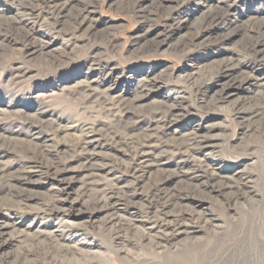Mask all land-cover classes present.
Listing matches in <instances>:
<instances>
[{
    "label": "rangeland",
    "instance_id": "374dc122",
    "mask_svg": "<svg viewBox=\"0 0 264 264\" xmlns=\"http://www.w3.org/2000/svg\"><path fill=\"white\" fill-rule=\"evenodd\" d=\"M21 2L28 0H0V135L27 145L30 135L26 121L36 118L39 109L45 111L46 119L67 120L66 125L60 121L62 128L54 140L64 153L80 134L77 129L83 122L97 120L107 125L98 98L111 95L129 98L134 119L124 120L136 128L127 134L122 129L115 133L129 140L137 136L139 124L153 122L149 117L152 110L167 100L174 101L184 91L179 121L165 128L153 122L155 131L150 134L156 139V148L152 151H163L167 138L206 122L203 129L208 131L211 145L205 157L221 168L237 162L242 179L233 191L218 192L195 187L205 180V168L185 171L182 179L174 177L173 184L164 191L181 198L168 207L167 217L173 219L182 211V223L195 229L191 234L177 235L166 249L159 250L143 238L150 226L146 218L148 198L156 179L170 173L178 160L169 157L167 169L147 161L140 184L133 191L135 205H118V214L134 217L124 230L107 224L104 210L89 203L92 193H85L78 163L63 177L66 216L57 220L41 214V207L50 199L52 182L43 180L44 176L33 177L11 194L0 192V264H264V114H233L237 104L245 103L246 108L249 102H255L260 88L253 80L240 86L236 85L238 80L207 77L210 70L236 53L247 19L254 14L264 16V0H231L226 22L232 25L219 23L212 28L216 34H206L195 46L182 50L173 47L194 35L203 15L222 6L220 0H74L68 3L72 7L65 10L56 26L55 18L44 10L31 8L39 14L34 17L21 11ZM81 9L86 19L78 27L73 18ZM147 11L160 14L146 16L143 13ZM163 16H168L166 27ZM11 21L18 22L11 27ZM236 25L238 29L232 32ZM161 30L168 37L156 46V41L164 38L155 36ZM229 32V40L222 45L218 38ZM39 46L42 50L36 51ZM258 49L264 53V42ZM245 61L256 67L253 75L264 77V66L248 58ZM145 76L152 79L151 90L143 99L132 101ZM189 77L194 81L188 82ZM87 84L96 93L91 100L82 93ZM223 91L230 95L213 104ZM100 141L95 150L98 155L122 160V148ZM202 156L192 155L198 159ZM18 160L14 156L2 162H9L4 165L13 170ZM186 162L190 168L198 164L191 158ZM111 178L103 175L95 179L99 184L96 189L112 185V181H106ZM198 218L200 225L192 224ZM58 223L63 234L56 232L60 236L54 242L47 233ZM78 229L83 235L74 233ZM71 235L77 237L71 239Z\"/></svg>",
    "mask_w": 264,
    "mask_h": 264
},
{
    "label": "bare ground",
    "instance_id": "6f19581e",
    "mask_svg": "<svg viewBox=\"0 0 264 264\" xmlns=\"http://www.w3.org/2000/svg\"><path fill=\"white\" fill-rule=\"evenodd\" d=\"M71 1L74 0H66L65 2H61L60 0H28V3L21 2L19 8L21 11L33 15V17L36 15L39 16V14L37 12L34 14L35 10L33 11L32 9L44 10L49 14L50 18H55L54 20L56 21L53 22V26H56L58 19L61 18L65 10L72 7L68 5ZM220 3L222 6L203 15L194 35L177 43L173 48L176 50H182L187 46H195L204 35H213L215 32L212 28L215 26L217 27V24L219 23H221V26L230 27L232 25L231 21L226 22V17L230 12L231 0H220ZM70 4H72V2ZM25 7L27 9H24ZM143 14L146 16L149 14L158 16L160 13L156 11H147ZM261 15L254 14L247 19L248 21L246 20L247 22L243 30V41L235 50L236 53L229 59L225 60L222 64L210 70L207 75L210 79L222 78L228 82L238 80L236 85L240 86L248 84L249 81L253 80L260 88V97L255 102H249L248 107L246 108L244 106L245 103H241V105L237 104L234 107L233 114L235 117H245L247 115L258 116L264 114V77L253 75L252 73L257 70L256 67L254 65L248 66L249 63L247 64L245 61L248 58L254 62H258V65L261 64L264 66V53L258 49L261 42H264V16ZM85 19V12L81 9L74 15L73 24L80 27L83 25ZM163 19V27H166L168 16H163ZM16 22L13 21L12 23H8V25L12 27ZM236 29H238L237 25L234 26L232 32ZM167 35V32L164 30L157 32L155 35L156 38L157 36H163L164 38L157 40L156 46H160V44L165 41V38L168 37ZM230 36V32L225 35H220V38H218L220 40L219 42L224 45L229 40ZM40 50H42L41 46H39L36 51ZM249 73L252 75H249ZM143 80V82L139 83L136 93L137 95L132 101L143 99L151 90L152 79L145 76ZM190 81H194V78L189 77L188 82ZM197 89H200L199 86H197ZM82 90L85 98L91 100L96 97L95 91H93L89 84H87V87ZM184 95L185 92L182 91L180 92V95L178 94L174 98V101L173 99H170L167 100V102L161 103L163 106L152 110L149 113V117L157 125L160 124L164 128L179 121V115L183 114L182 100L183 97H185ZM229 95V91H223L221 95L213 100V104L224 100ZM129 102V98H126L125 96L114 97L108 95L100 99L98 98L99 110L103 114L102 119L107 120V125L103 124L105 122H99L97 120H87L86 122H83L82 124L84 125L80 127V129H77L80 134L70 145H68L64 153L62 147L56 145V141L54 140L59 133V130L62 128L59 124L64 122L66 125L67 120L58 119L56 117L46 119V115L44 114L45 111L39 109L36 110V118L34 117L33 119L26 121V123H28L29 133L27 134L30 135L27 145H19L13 142L11 137L0 135V192L6 191V193L11 194L15 187H23L24 184H27L28 181L30 182L33 177L38 176V178H41V176H44L45 179L43 180L51 181L53 188L49 189L48 196L50 199L43 207H41V214L45 217L50 216L56 218V220L58 218L60 219L61 217L66 216L64 214L66 211V199L64 197L67 193V187L62 185L63 177L67 174L72 165L78 163L85 193H92L89 203L93 207H101L104 210L103 212L108 217L107 224L111 226L113 225V227L118 230H124L130 225L134 217L130 216L129 218H125L123 215L118 214L119 203L124 205H135L133 202L135 199L133 191L136 190L140 184L139 180L143 177V172L146 170L147 161L152 160L154 165L167 169L166 165L169 163V160H171L169 157H172L173 159L178 160V162L176 161L177 163L173 165L175 168H172L171 172L167 175L156 179V185H153L154 187L152 186L154 192L150 194L149 198L147 197L150 204L146 209V218L150 222V226L143 234V238L161 250L166 249L177 238V235L191 234L195 228H189L186 224L182 223L185 218L182 211L174 214L172 217L173 219H168L167 217L169 215L167 212L168 207L175 205L178 199L181 198V195L176 193L169 194L164 190L167 189L169 185L173 184L174 177H178L177 180L182 179L181 175H184L185 171L194 172L197 168H205L203 172L205 180L203 183L201 182L195 186L198 190L204 186L211 190H217L218 192L225 190L233 191L242 179L240 178L238 169H236L237 162L230 163L226 168H221L211 163V161L205 157V154L211 145L208 131L205 132L203 129L206 122H204L202 126L196 124L194 127H187V130L182 134L167 138L165 143L167 142L168 144L162 148L163 151L161 152L152 151L153 148H156V139L150 134L151 131H153V133L155 131V128H153V122L144 123L142 125L139 124L138 128H140L138 129L136 137L129 138V140L121 139L115 134L117 133L116 131L122 129V132L127 134L131 129L133 130L136 128V126L131 125L132 123L128 124L124 120L126 119L130 122L134 119V116L131 115V112L129 111ZM201 109L208 110L210 107H204ZM18 113L20 114L21 112L19 111ZM18 116L21 115H17V117ZM85 123L89 124L85 125ZM63 128L69 127L63 126ZM113 129H115V132H112ZM164 138L166 139L165 136L163 139ZM100 139L122 148L125 152L122 160H116L113 155H98L95 150L97 145L101 142ZM168 140H170V142ZM30 145L33 147H29ZM77 152H79V155L81 156H75L74 154ZM202 154L203 158L201 159L192 157V155L197 156ZM162 155L165 156L163 157ZM14 156H17L19 159L17 162L18 166L11 170L6 167V164H9V162L2 161L3 159L8 160L14 158ZM189 158L198 163L197 166H192L191 168L188 167L186 161ZM4 163L6 164L4 165ZM114 174H121L124 177L126 176L124 179L128 178L130 181H124L123 176L122 178L113 177L112 175ZM103 175L112 177L106 181H112L113 184L104 187L102 186L101 189L97 190L96 188L99 184L96 183L95 179L101 178ZM175 182H180V180ZM127 184L128 186H126ZM190 220H193L192 217ZM198 220L200 219L198 218L197 221L192 222V224H195L196 226L200 225V221ZM58 225L59 223L53 228V231L47 233V236L54 242L59 238V233L63 234V231H60L61 227ZM5 227H9V225H6ZM74 233L79 236L83 235L79 229L74 231ZM76 237V235H71L69 238L72 239ZM69 248L73 247L69 246L68 249Z\"/></svg>",
    "mask_w": 264,
    "mask_h": 264
}]
</instances>
